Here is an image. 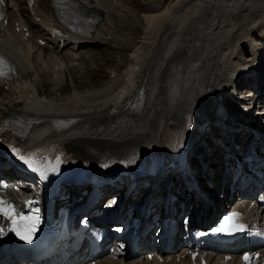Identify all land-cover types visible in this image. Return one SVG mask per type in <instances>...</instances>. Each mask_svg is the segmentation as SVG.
<instances>
[{"label": "bare ground", "instance_id": "1", "mask_svg": "<svg viewBox=\"0 0 264 264\" xmlns=\"http://www.w3.org/2000/svg\"><path fill=\"white\" fill-rule=\"evenodd\" d=\"M77 1L81 10L95 13L99 22L91 36L66 37L62 48L50 35L56 23L51 0H36L33 7L27 0H11L7 17L0 22V30L7 32L0 40V54L21 72L20 79L0 86V104L11 105L30 121L43 120L31 126L23 139L27 144L68 138L79 148L133 149L160 134L167 122L179 125L196 103L210 105L207 90L223 93L242 56L249 63L258 51L264 55V0H149L140 16L123 0ZM18 27H26L27 39ZM39 38L47 43L39 44ZM102 46L113 47L119 54L107 71L109 82L95 85L85 81L84 72L96 63V56L85 50ZM125 51L131 52L128 60ZM87 72L93 81L97 71ZM259 76V88L264 90V71ZM67 85H71L69 94H62ZM135 94L141 104L124 109ZM66 116L78 117V124L64 132L46 124ZM229 118V123L213 127L205 137L208 150L203 144L196 149L214 171L212 202L205 205L191 191H185L187 200L178 199L185 203L183 212L200 215L202 222L216 217L219 189L229 185L217 138L228 147L231 139L237 143L238 137H245L238 130L236 115ZM195 162V173L202 178ZM154 205L158 207L160 201ZM199 221L195 217L193 226ZM144 257L133 261L151 264Z\"/></svg>", "mask_w": 264, "mask_h": 264}, {"label": "rangeland", "instance_id": "2", "mask_svg": "<svg viewBox=\"0 0 264 264\" xmlns=\"http://www.w3.org/2000/svg\"><path fill=\"white\" fill-rule=\"evenodd\" d=\"M123 1L128 2L131 9L137 11L138 16H140V15L145 14L144 9H146V8H144V7H146V4L148 3L149 0H123ZM105 47H107V46L94 48L95 50H91V51L88 49L85 50V53L92 52L96 56V63L91 65L90 67H88L87 70L84 72V74L86 75L85 81L93 83L95 85H103V83L106 84L107 81L109 82V80H108L109 75H107V73H108L107 71L116 64V59H117L116 57L119 54V51L113 47H109V48L108 47L105 48ZM125 55H126L125 58L128 60L130 55H131V52L125 51ZM98 65H103V66L99 69L97 67ZM90 70H93V72L97 71L96 72L97 74L94 75L93 81L91 80L92 74L89 77V72H87ZM66 79H67L66 80L67 84H70L71 80L68 77ZM89 80H91V81H89ZM94 82H99V83H94ZM70 90H71V85H67V87L64 89L65 92H63L62 94H69Z\"/></svg>", "mask_w": 264, "mask_h": 264}, {"label": "snow or ice", "instance_id": "3", "mask_svg": "<svg viewBox=\"0 0 264 264\" xmlns=\"http://www.w3.org/2000/svg\"><path fill=\"white\" fill-rule=\"evenodd\" d=\"M2 2V0H0ZM21 159L24 160L26 164H28L29 167L33 166V161L31 159H26L25 157L21 156ZM33 170H38L34 168ZM38 211V210H37ZM0 214H2L7 219L11 220L16 227L13 228V231L16 232V234L20 237L21 240H26L28 243H31L33 235L36 231L37 224L39 222V217L30 218V217H24L22 214L18 213L10 202L3 200L0 198ZM240 216L239 213H233V216L229 218V221H225V223H229L231 220H234ZM20 221H28V223L23 224L21 226ZM242 225H232V229L229 230H236L240 231L242 230ZM217 231H224V228L216 229ZM3 229H0V232H2ZM244 259L248 262V264H251L252 258L249 256H245Z\"/></svg>", "mask_w": 264, "mask_h": 264}]
</instances>
